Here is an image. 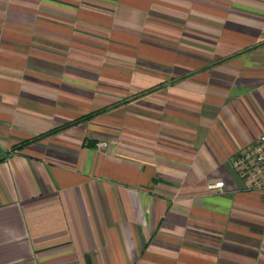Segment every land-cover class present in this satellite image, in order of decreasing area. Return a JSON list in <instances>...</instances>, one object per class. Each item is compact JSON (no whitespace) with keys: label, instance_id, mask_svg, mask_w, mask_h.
I'll return each instance as SVG.
<instances>
[{"label":"crops","instance_id":"1","mask_svg":"<svg viewBox=\"0 0 264 264\" xmlns=\"http://www.w3.org/2000/svg\"><path fill=\"white\" fill-rule=\"evenodd\" d=\"M261 133L264 0H0V264H264Z\"/></svg>","mask_w":264,"mask_h":264},{"label":"built area","instance_id":"2","mask_svg":"<svg viewBox=\"0 0 264 264\" xmlns=\"http://www.w3.org/2000/svg\"><path fill=\"white\" fill-rule=\"evenodd\" d=\"M235 166L243 170L244 175L252 177L256 182V188L261 193L264 199V133L255 137L251 146L242 151L241 155L233 159ZM250 162H253L256 169L251 170ZM260 179H257L258 176ZM224 182L220 181L211 184V187H222Z\"/></svg>","mask_w":264,"mask_h":264},{"label":"trees","instance_id":"3","mask_svg":"<svg viewBox=\"0 0 264 264\" xmlns=\"http://www.w3.org/2000/svg\"><path fill=\"white\" fill-rule=\"evenodd\" d=\"M51 132H54V131H51ZM50 134V133H49Z\"/></svg>","mask_w":264,"mask_h":264}]
</instances>
